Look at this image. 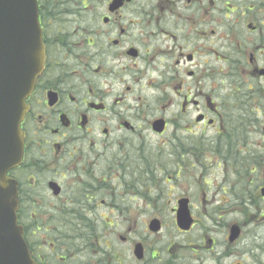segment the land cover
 I'll return each instance as SVG.
<instances>
[{"label":"flooded vegetation","instance_id":"af4514ba","mask_svg":"<svg viewBox=\"0 0 264 264\" xmlns=\"http://www.w3.org/2000/svg\"><path fill=\"white\" fill-rule=\"evenodd\" d=\"M36 3L45 67L6 174L34 264H264V0Z\"/></svg>","mask_w":264,"mask_h":264},{"label":"water","instance_id":"95a60500","mask_svg":"<svg viewBox=\"0 0 264 264\" xmlns=\"http://www.w3.org/2000/svg\"><path fill=\"white\" fill-rule=\"evenodd\" d=\"M44 64L36 0H0V128L6 144L0 165V264H34L17 223V185L6 174L20 164L19 125ZM163 126L157 121L154 129L161 133ZM190 225L188 213H181L178 227Z\"/></svg>","mask_w":264,"mask_h":264},{"label":"rangeland","instance_id":"374dc122","mask_svg":"<svg viewBox=\"0 0 264 264\" xmlns=\"http://www.w3.org/2000/svg\"><path fill=\"white\" fill-rule=\"evenodd\" d=\"M166 101H170L168 99V96L165 98ZM163 106V104L160 105V108ZM170 134V132H169ZM144 148L147 155H151L152 162L155 161V157H160L161 161L168 162L171 160L168 157V152L172 151L171 147L169 146L168 139H165V137L161 138H151L150 137H144L139 144V149ZM174 150H178V144L173 148ZM159 178L162 179L160 175H158ZM168 192V191H167ZM136 203V202H135Z\"/></svg>","mask_w":264,"mask_h":264}]
</instances>
